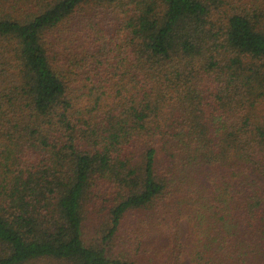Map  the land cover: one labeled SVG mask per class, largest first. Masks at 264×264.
<instances>
[{
    "label": "trees",
    "instance_id": "obj_1",
    "mask_svg": "<svg viewBox=\"0 0 264 264\" xmlns=\"http://www.w3.org/2000/svg\"><path fill=\"white\" fill-rule=\"evenodd\" d=\"M264 0H0V264H264Z\"/></svg>",
    "mask_w": 264,
    "mask_h": 264
},
{
    "label": "rangeland",
    "instance_id": "obj_2",
    "mask_svg": "<svg viewBox=\"0 0 264 264\" xmlns=\"http://www.w3.org/2000/svg\"><path fill=\"white\" fill-rule=\"evenodd\" d=\"M261 113H264V104L260 107Z\"/></svg>",
    "mask_w": 264,
    "mask_h": 264
}]
</instances>
